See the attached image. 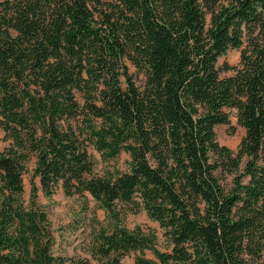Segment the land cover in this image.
Masks as SVG:
<instances>
[{"label": "trees", "instance_id": "trees-1", "mask_svg": "<svg viewBox=\"0 0 264 264\" xmlns=\"http://www.w3.org/2000/svg\"><path fill=\"white\" fill-rule=\"evenodd\" d=\"M0 130V264H90L55 254L35 179L107 213L98 264H264V0H0Z\"/></svg>", "mask_w": 264, "mask_h": 264}, {"label": "rangeland", "instance_id": "rangeland-1", "mask_svg": "<svg viewBox=\"0 0 264 264\" xmlns=\"http://www.w3.org/2000/svg\"><path fill=\"white\" fill-rule=\"evenodd\" d=\"M240 53L237 50L230 51L219 61V66L228 63L232 66L238 65ZM133 71V70H132ZM232 72H223L222 76H230ZM217 138L221 145L236 150L245 136V130L237 123L235 111H231V125L219 126L216 128ZM11 141L7 140L5 133L0 130V153L3 152ZM97 161V170L103 171L107 168H118L126 171L130 157L123 153L117 160L104 162L101 156L92 152ZM35 161L29 165V170L24 176L25 201L28 206L30 203L31 180ZM39 188L38 203L48 213L52 223L56 238L54 247L55 254L75 261H88L90 264H98L91 256V245L99 230L102 227H109L107 213L99 208V205L90 197H81L78 195L67 196L60 185L54 195L45 196L42 191L39 179H35ZM125 225L130 230L139 227L142 230L154 231L158 236V246L160 250L166 251V243L163 238V231L158 223L151 221L146 212L139 214H128L125 218ZM138 254V253H137ZM136 253L130 254L124 259V264H135ZM146 256L153 259L152 253L147 252ZM70 264V263H69Z\"/></svg>", "mask_w": 264, "mask_h": 264}]
</instances>
